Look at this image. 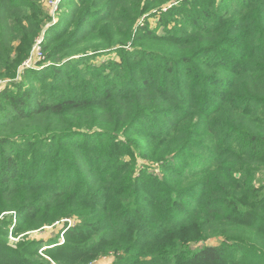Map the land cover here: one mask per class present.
Masks as SVG:
<instances>
[{"label":"trees","instance_id":"obj_1","mask_svg":"<svg viewBox=\"0 0 264 264\" xmlns=\"http://www.w3.org/2000/svg\"><path fill=\"white\" fill-rule=\"evenodd\" d=\"M65 3L20 73L51 18L0 0V264H264V0Z\"/></svg>","mask_w":264,"mask_h":264},{"label":"rangeland","instance_id":"obj_2","mask_svg":"<svg viewBox=\"0 0 264 264\" xmlns=\"http://www.w3.org/2000/svg\"><path fill=\"white\" fill-rule=\"evenodd\" d=\"M46 2L48 3V0H45V4ZM67 4L65 3V0H52L50 1V8L46 5L47 12H49L50 18H51V22L49 24H47V26L44 29V33L46 31V29H48L50 26H54L57 25L60 19V12L62 11L63 6ZM72 7V6H71ZM70 7V8H71ZM69 10V9H68ZM56 18V21H54ZM151 22L152 25L154 26V28H156L157 25V21L155 18H151ZM52 24V25H51ZM161 29L157 30L160 31ZM114 58L117 59L118 56L116 55V53H107L103 56H98L96 59H93L91 62L93 63H98V64H103L105 61ZM45 60V56L41 59V60H37L36 62L32 63V64H27L26 62L23 64L20 73L22 72V70L24 68H36V69H43L45 66H47L46 60ZM119 60V59H117ZM43 61V62H42ZM19 79V78H18ZM7 80H3L2 82H0V87L5 84ZM175 114L171 115H163V116H159L157 117L158 119L154 120L152 119L153 117H150V119L144 118L143 119V123L142 124H146L149 125L151 123H167V120L169 122V120H174L175 119ZM168 124V123H167ZM98 139V138H95ZM188 164L192 163L194 160V156H188ZM187 163V160L185 162H183V165ZM152 173V171H149ZM1 208V207H0ZM14 213V212H11ZM2 217V216H0ZM81 220L79 218H77V216H73V217H68V218H63L59 221L54 222L53 224H45L44 226H42L41 228H38L36 230H31L28 226L20 231L19 234L15 235L12 233V230L14 229L13 224H15V221L13 222V224H11L10 227V231H9V235H8V243L10 246L12 247H16L20 241L25 240L26 239H30V240H44L45 242L48 240H51L53 238H57L59 237V242L60 243H64L65 241V230L69 229L72 226H76L78 224H80ZM34 223V222H33ZM34 224H32L33 226ZM31 226V228H32ZM60 235V236H58ZM26 240V241H27ZM220 241V239H210L208 240V243L210 244H218ZM44 250V248L40 249L39 253H42V251ZM244 254V252L242 253ZM42 255V254H41ZM44 257V255H42ZM115 260V256L113 253H109V254H105L100 256L98 259L94 260L93 262L89 263V264H113Z\"/></svg>","mask_w":264,"mask_h":264},{"label":"built area","instance_id":"obj_3","mask_svg":"<svg viewBox=\"0 0 264 264\" xmlns=\"http://www.w3.org/2000/svg\"><path fill=\"white\" fill-rule=\"evenodd\" d=\"M50 1H52V0H48V3L46 2V5L49 8H50ZM54 21H56V18H55ZM44 37H45V33L43 31V33L41 34V36H39L36 39V41H35V44L33 46L31 55H30V57L26 61L27 64H32V63L36 62L37 60H41L44 57L43 50H42V45H43Z\"/></svg>","mask_w":264,"mask_h":264}]
</instances>
